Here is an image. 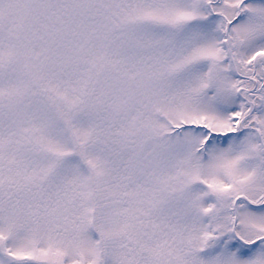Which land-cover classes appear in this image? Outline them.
I'll use <instances>...</instances> for the list:
<instances>
[{"label":"snow or ice","instance_id":"snow-or-ice-1","mask_svg":"<svg viewBox=\"0 0 264 264\" xmlns=\"http://www.w3.org/2000/svg\"><path fill=\"white\" fill-rule=\"evenodd\" d=\"M0 264H264V0H0Z\"/></svg>","mask_w":264,"mask_h":264}]
</instances>
